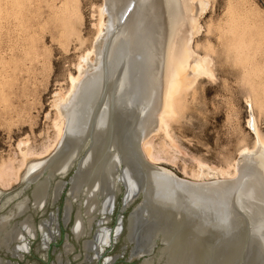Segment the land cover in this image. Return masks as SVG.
Listing matches in <instances>:
<instances>
[{"label":"bare ground","instance_id":"obj_1","mask_svg":"<svg viewBox=\"0 0 264 264\" xmlns=\"http://www.w3.org/2000/svg\"><path fill=\"white\" fill-rule=\"evenodd\" d=\"M206 7V0H104L92 48L79 57L67 94L55 93V147L49 158L26 171L27 184H34L32 197L21 198L0 213V250L21 257L19 252L26 247L18 242L35 234L30 217L23 215L28 201L42 207L51 194V179L64 176L77 160L63 222L67 223L75 199L73 237L79 239L96 225L83 243L89 264L94 260L96 264L122 230L119 216L115 228L102 227L113 211L120 181L128 205L141 199L127 222L128 237L138 244L131 257L149 255L160 240L159 264H264V135L252 114L251 98L245 99L246 123L254 145L242 148L244 164L238 173V165L230 174L199 164L192 174L197 181H188L156 166L160 158L152 138L161 132L168 137L177 98L197 81L214 78L212 59L193 48L200 31L198 18ZM25 144H17L22 164L35 157ZM249 163L256 168L254 173ZM12 175L11 168L1 167L0 185L9 184ZM202 178L215 179L198 181ZM64 185L61 181L54 185L52 199H58ZM20 216L24 217L14 222ZM46 227L40 224L42 231ZM51 233L54 238L52 229ZM70 251L66 242L56 262L63 264ZM104 257L102 263L108 264L111 260ZM152 263L148 258L141 264Z\"/></svg>","mask_w":264,"mask_h":264},{"label":"rangeland","instance_id":"obj_2","mask_svg":"<svg viewBox=\"0 0 264 264\" xmlns=\"http://www.w3.org/2000/svg\"><path fill=\"white\" fill-rule=\"evenodd\" d=\"M103 2L0 0V168L5 166L13 171L9 184L0 185V213L6 212L19 199L32 197L34 184H27L26 171L31 165L49 158L55 147L54 122L58 115L52 106L55 93L67 94L69 76L77 75L79 57L92 48L97 34L98 9ZM206 2V10L198 18L200 31L193 40V48L199 55L212 59L214 78L199 80L185 89L176 100L179 102L176 116L168 120V137L161 132L152 138L154 153L160 158L156 166L177 179L188 181H197L192 174L199 164L230 174L238 165V173L244 164L240 157L242 148L252 149L254 145V136L246 123L247 98L252 100V114L264 135V0ZM226 37L231 38L227 41ZM18 142L26 143L24 147L35 155L24 164ZM75 165L77 160L64 176L56 175L51 179V194L42 207H34L28 201L23 215L30 217L35 234L24 235V241L18 242L26 247L19 252V258L0 250L4 264H59L56 256L66 242L71 251L63 257V264H89L85 260L83 243L90 239L96 225L79 239L73 237L71 228L78 205L75 199H71L67 223L63 222L64 204L69 197L68 182ZM248 168L253 173L256 171L251 163ZM58 181L65 185L54 200L52 192ZM122 194L120 188L115 195L114 210L102 227L115 228ZM140 200L137 198L126 208L121 232L116 237L113 233L112 245L105 246L104 250H109L104 259L111 260L108 264H141L148 258L153 259L152 264H159L156 259L162 245L160 240L149 255L131 257L135 246L126 240V218ZM52 214H55L54 219ZM24 216L17 217L14 222ZM41 223L47 225L44 231ZM51 229L54 238L50 235Z\"/></svg>","mask_w":264,"mask_h":264},{"label":"water","instance_id":"obj_3","mask_svg":"<svg viewBox=\"0 0 264 264\" xmlns=\"http://www.w3.org/2000/svg\"><path fill=\"white\" fill-rule=\"evenodd\" d=\"M119 183V187L121 188V189H123V194H122V197L120 198V210H119V218H118V220L120 219V225H121V227L123 226V221H122V215H123V212L126 210V208L128 207V206H130L137 198H135V200L132 202V203H130L129 205H128V202L130 201V199H127V196H126V188H125V186H124V184H123V182L122 181H120V182H118ZM116 195V194H115ZM114 202H115V198H114ZM113 210H114V204H113V208H112ZM133 211H131L129 214H128V216H127V218H126V240L130 243V244H132L133 246H135V248L138 246V244L135 242V240L134 239H132V240H130V238L128 237V229H127V222H128V217L130 216V214L132 213ZM116 221H117V219H116ZM119 224V223H118ZM117 224V222H115V226H117L118 225ZM121 232V231H120ZM71 233H72V235H73V232L71 231ZM135 248H133V249H135ZM108 251H106V253H107ZM106 253H104L103 255H101V256H99L98 258H97V260H96V264H103L102 263V259H103V256L106 254ZM134 252H133V250H132V254H133Z\"/></svg>","mask_w":264,"mask_h":264}]
</instances>
